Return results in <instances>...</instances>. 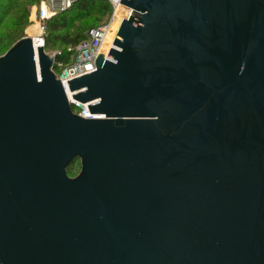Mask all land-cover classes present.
Here are the masks:
<instances>
[{
	"label": "water",
	"instance_id": "1",
	"mask_svg": "<svg viewBox=\"0 0 264 264\" xmlns=\"http://www.w3.org/2000/svg\"><path fill=\"white\" fill-rule=\"evenodd\" d=\"M120 2L67 91L0 55V264H264V0Z\"/></svg>",
	"mask_w": 264,
	"mask_h": 264
},
{
	"label": "trees",
	"instance_id": "2",
	"mask_svg": "<svg viewBox=\"0 0 264 264\" xmlns=\"http://www.w3.org/2000/svg\"><path fill=\"white\" fill-rule=\"evenodd\" d=\"M28 3L22 0H0V50L5 52L15 41L23 37L22 30L27 25ZM111 12L109 3L105 0H77L69 9L55 15L47 21V35L44 50L48 45L58 44L63 50L56 52L55 62L67 64L71 59V52L67 48L74 47L86 37L85 33L76 28L73 30V21L76 15L81 18L105 20ZM104 20V21H105ZM103 21V22H104ZM102 22V23H103ZM99 25V24H98ZM1 55V54H0ZM56 66V65H54Z\"/></svg>",
	"mask_w": 264,
	"mask_h": 264
},
{
	"label": "built area",
	"instance_id": "3",
	"mask_svg": "<svg viewBox=\"0 0 264 264\" xmlns=\"http://www.w3.org/2000/svg\"><path fill=\"white\" fill-rule=\"evenodd\" d=\"M77 0H40L39 4L33 9L31 17V27L34 31L28 32L26 36L31 39L34 49L37 46L44 48L45 38L47 35V21L55 15L69 9ZM111 7V12L107 19L94 27L88 29L86 37L81 40L74 47L67 48L71 52L70 62L63 64L60 62L55 63L56 66L61 68L59 74L55 73L67 91V80L78 77L80 75L89 73L96 69L94 59L99 53L98 50L102 43H104V36L110 26L115 21L113 16L117 9L118 4L127 8V5L120 2V0H105ZM131 9V8H130ZM55 54V53H54ZM68 101L71 103L72 112L83 118H102V115L89 113L87 108L88 103L81 104L71 98V94L67 93Z\"/></svg>",
	"mask_w": 264,
	"mask_h": 264
},
{
	"label": "rangeland",
	"instance_id": "4",
	"mask_svg": "<svg viewBox=\"0 0 264 264\" xmlns=\"http://www.w3.org/2000/svg\"><path fill=\"white\" fill-rule=\"evenodd\" d=\"M22 2H25L26 4L28 3V18H27V25L23 28L22 30V36H26L28 33V29L31 27L30 21H31V17L33 15V9L39 4L40 0H22ZM33 18V17H32ZM105 20V17H101L100 19H94L93 17L90 18H81V16L76 15L74 17V21L73 23V30L76 28H80V30H82L83 33H85L86 29L91 26V25H98L101 24L103 21ZM63 47L62 46H58V44H54L53 46L48 45L45 49V52L49 55H52L58 51H62ZM4 52L0 50V54H3ZM53 71L57 74L60 73L61 68L58 66H54L53 67ZM80 161L78 159L74 160L73 162H71L66 169V172L68 174V176L70 177H74L78 174L79 170H80Z\"/></svg>",
	"mask_w": 264,
	"mask_h": 264
},
{
	"label": "bare ground",
	"instance_id": "5",
	"mask_svg": "<svg viewBox=\"0 0 264 264\" xmlns=\"http://www.w3.org/2000/svg\"><path fill=\"white\" fill-rule=\"evenodd\" d=\"M34 27H30L29 29H28V32H32V31H34Z\"/></svg>",
	"mask_w": 264,
	"mask_h": 264
}]
</instances>
